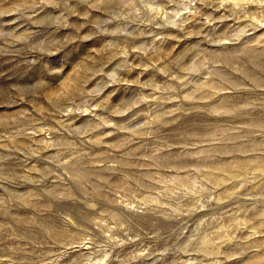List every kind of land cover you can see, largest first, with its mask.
<instances>
[{
	"label": "rangeland",
	"instance_id": "1",
	"mask_svg": "<svg viewBox=\"0 0 264 264\" xmlns=\"http://www.w3.org/2000/svg\"><path fill=\"white\" fill-rule=\"evenodd\" d=\"M0 264H264V0H0Z\"/></svg>",
	"mask_w": 264,
	"mask_h": 264
}]
</instances>
